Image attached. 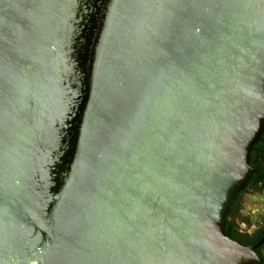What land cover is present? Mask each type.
Listing matches in <instances>:
<instances>
[{"label": "water", "instance_id": "1", "mask_svg": "<svg viewBox=\"0 0 264 264\" xmlns=\"http://www.w3.org/2000/svg\"><path fill=\"white\" fill-rule=\"evenodd\" d=\"M263 126L264 0H0V264H246Z\"/></svg>", "mask_w": 264, "mask_h": 264}, {"label": "flooded vegetation", "instance_id": "2", "mask_svg": "<svg viewBox=\"0 0 264 264\" xmlns=\"http://www.w3.org/2000/svg\"><path fill=\"white\" fill-rule=\"evenodd\" d=\"M249 177L233 195L224 235L247 251L246 264H264V126L248 160Z\"/></svg>", "mask_w": 264, "mask_h": 264}]
</instances>
